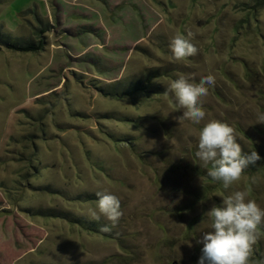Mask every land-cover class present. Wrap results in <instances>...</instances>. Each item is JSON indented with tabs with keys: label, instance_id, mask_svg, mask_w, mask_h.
Masks as SVG:
<instances>
[{
	"label": "rangeland",
	"instance_id": "1",
	"mask_svg": "<svg viewBox=\"0 0 264 264\" xmlns=\"http://www.w3.org/2000/svg\"><path fill=\"white\" fill-rule=\"evenodd\" d=\"M189 30L197 54L170 58V37ZM3 39L44 44L0 50V264H197L214 204L246 189L264 208V168L224 189L191 166L210 120L262 142L264 0H0ZM155 71L154 93L100 92ZM209 74L204 120L177 121L168 84ZM98 191L120 198L114 227L88 215ZM50 209L117 237L36 214ZM250 264H264V224Z\"/></svg>",
	"mask_w": 264,
	"mask_h": 264
},
{
	"label": "clouds",
	"instance_id": "2",
	"mask_svg": "<svg viewBox=\"0 0 264 264\" xmlns=\"http://www.w3.org/2000/svg\"><path fill=\"white\" fill-rule=\"evenodd\" d=\"M192 37L190 30L186 35L177 32L170 37V58L180 61L197 54L198 45ZM214 81L211 74L198 83L181 75L168 84L165 95L171 92L177 105L184 109L175 118L177 121L199 124L204 120L205 110L200 99L207 95V85ZM258 119L264 123V114H260ZM195 155L208 168L207 175L213 181L222 182L224 189L240 181L245 169L261 159L257 151L245 154L234 129L218 120H210L199 130ZM95 195L96 207L89 208L88 215L96 221L104 217L114 227L123 215L120 198L108 192L98 191ZM203 216L210 219V224L209 230L202 232L197 240L202 244L197 264H250L251 247L257 239L259 226L264 224V208L249 197L248 191H232ZM101 231H111V227L103 225Z\"/></svg>",
	"mask_w": 264,
	"mask_h": 264
},
{
	"label": "trees",
	"instance_id": "3",
	"mask_svg": "<svg viewBox=\"0 0 264 264\" xmlns=\"http://www.w3.org/2000/svg\"><path fill=\"white\" fill-rule=\"evenodd\" d=\"M43 31L40 30V33H42ZM43 44L44 42L42 40H39L38 43H26V44H20L19 41H17V43L12 42L11 40L8 39H3L0 40V50L2 48H6L9 50H14V51H20V52H38L40 50L43 49ZM158 72V71H157ZM156 71L150 75H146L145 77H138V78H133L131 80V78L129 79H125L124 81H119L118 84L115 85H109L107 87V91H103L100 90L101 93H103V95L105 97H109V98H113V99H120V97H122L123 95L127 96V97H134L138 94H142V93H154L156 90H153L152 88L154 87L152 84V81L157 78L159 79L161 77V73L158 74ZM158 76V77H157ZM163 76H165L163 74ZM130 82L132 81L131 84H129L128 88H125L124 84L125 82ZM123 82V83H122ZM106 90V89H105ZM164 89H158V91L160 93L163 92ZM157 91V92H158ZM28 114V113H27ZM255 131H257L258 135L260 137H262L261 139V143L258 142H251L249 146L247 143H244L243 140L238 139L237 137V141L241 144L242 147V151L245 154H249L252 151H257L259 153V155L261 156V159L258 160L255 164H251L248 166V168L245 169L244 172H251V171H259L262 168H264V123H262L261 125H256V128H254ZM44 131V125H42V132ZM24 138L26 139H32L33 136L28 135L25 136ZM128 144L134 146V142L132 141H126ZM193 158H192V168L193 171H195L197 174L200 175H204V177H206L209 181H213L208 175H207V171L208 168L201 166L199 159L196 157L195 153H193ZM210 167V165L208 166ZM34 188L35 191H47L50 190L51 188L46 187V188H42V187H32ZM53 191V190H52ZM37 215L43 216V217H53V218H63V219H67L72 223H76L79 224L83 229L91 232V233H97V234H104L108 237H112V238H116L117 236H114L113 233L111 232H104L101 231V227L104 225L100 222H95V221H85V220H81V219H77L76 221L73 219H69V217L63 216L58 214L56 211H53L52 209L50 210H46L43 212V210H39L38 213H36ZM257 256H259V258L261 257L260 254Z\"/></svg>",
	"mask_w": 264,
	"mask_h": 264
}]
</instances>
